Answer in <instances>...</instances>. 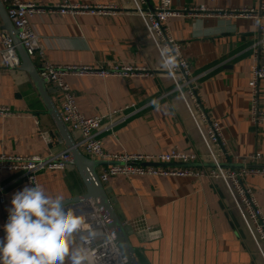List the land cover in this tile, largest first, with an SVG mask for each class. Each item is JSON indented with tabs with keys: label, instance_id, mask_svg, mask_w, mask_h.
Returning a JSON list of instances; mask_svg holds the SVG:
<instances>
[{
	"label": "crops",
	"instance_id": "0c3cea01",
	"mask_svg": "<svg viewBox=\"0 0 264 264\" xmlns=\"http://www.w3.org/2000/svg\"><path fill=\"white\" fill-rule=\"evenodd\" d=\"M46 9L59 0H22ZM70 3L112 6L111 13H59L46 10L28 18L39 36L46 58L55 64H79L95 69L118 66L142 67L143 74L71 75L66 82L75 93L78 109L85 116L107 115L117 109L120 118L98 137L115 153L157 154L173 148L203 153L204 148L161 60L146 37L141 19L130 9V0H68ZM4 7L5 0H1ZM153 5L154 0H147ZM176 9L205 6L209 9H259L264 0H171ZM258 20L224 19L216 15L171 17L166 25L182 45V54L197 77L196 92L209 117L222 128L227 167L261 154L264 166V122L256 125L250 115L248 82L253 65V42ZM264 25V20H261ZM2 21L0 19V27ZM1 47V45H0ZM35 65L36 60L32 58ZM258 108L264 110V81L259 83ZM54 101V100H53ZM59 110V103L54 101ZM0 155L45 157L66 149L45 103L29 74L20 69L0 70ZM72 139L76 135L70 132ZM204 165L208 163L202 162ZM201 162L188 167L198 168ZM179 168L182 165L167 164ZM38 185L51 196L62 195L65 203L84 193L75 166L36 173ZM264 215V176H247ZM28 187L18 171L0 170V239L3 215L13 195ZM105 190L123 223L143 218L161 231V237L142 243L124 227L141 264H262L237 214L228 205L223 187L207 178L184 176L116 175ZM70 264V260H66Z\"/></svg>",
	"mask_w": 264,
	"mask_h": 264
},
{
	"label": "built area",
	"instance_id": "2783aa9c",
	"mask_svg": "<svg viewBox=\"0 0 264 264\" xmlns=\"http://www.w3.org/2000/svg\"><path fill=\"white\" fill-rule=\"evenodd\" d=\"M7 16L17 31L20 45L26 54L36 60V69L43 79L44 85L52 100L59 103V113L69 131L76 135L75 145L86 157L106 161L108 164L96 167L99 181L105 189V185L112 176L116 175H149V176H184L194 178H207L213 184H220L226 195L228 205L237 214L247 236L249 237L256 256L264 264V215L257 203L256 197L246 182L247 176H264V166L260 165L261 154L251 153L242 157L238 162V168L227 167L223 163L222 155H226V140L219 123L209 117L196 92L197 77L192 74L188 60L182 54L183 45L175 40L169 33L166 22L171 17L187 15L190 17H202L216 15L220 18H251L259 23L255 30L253 42V65L248 82L250 91V115L254 124L264 122V110L258 108L259 83L264 81V7L259 9H209L203 5L176 9L172 7L171 0H154V4H148L147 0H130L131 11L137 15L145 29L146 37L151 47L160 57V50L168 46L179 53L178 67L169 73L162 68L170 78L173 91L177 92L183 102L198 137L204 148L203 153H187L175 148L157 154L143 153H115L104 149L99 133L112 126L123 116L122 109L112 111L107 115L109 122L103 125L102 116H85L76 105L75 93L66 82V77L71 75H118L143 74L146 70L142 67L118 66L110 69H95L87 65L79 64H55L50 62L44 53V47L40 43L39 36L33 31L28 18L34 13H43L46 10L59 13H111L112 6L86 5L70 3L68 0H59L56 7L46 9L33 2L22 0H5ZM262 1V0H260ZM0 70H14L19 67L20 59L17 54L16 44L10 33L0 27ZM53 101V102H54ZM9 110L0 108V113L6 114ZM193 162H201L198 168L187 165ZM208 163L209 165H204ZM71 164V156L68 149L48 156H10L0 155V170L18 171L25 177L28 187L38 184L36 173L40 170H61ZM167 164L182 165L179 168L167 167ZM4 201L0 193V203ZM78 214H84L88 222L99 233L98 237L87 245L93 264H126L119 253L117 246L103 219L98 205L91 198L78 200L66 204ZM8 214L3 215V226L6 224ZM123 227H128L132 235L142 242L153 241L161 237V231L144 223L143 218L124 221ZM3 230V227H2ZM4 233V231H3ZM5 235V233H4Z\"/></svg>",
	"mask_w": 264,
	"mask_h": 264
},
{
	"label": "clouds",
	"instance_id": "9594fccd",
	"mask_svg": "<svg viewBox=\"0 0 264 264\" xmlns=\"http://www.w3.org/2000/svg\"><path fill=\"white\" fill-rule=\"evenodd\" d=\"M259 23V21H257ZM161 67H178L179 53L163 46ZM0 239V264H93L87 245L99 233L84 214L66 207L62 195H48L40 185L16 192Z\"/></svg>",
	"mask_w": 264,
	"mask_h": 264
},
{
	"label": "water",
	"instance_id": "95a60500",
	"mask_svg": "<svg viewBox=\"0 0 264 264\" xmlns=\"http://www.w3.org/2000/svg\"><path fill=\"white\" fill-rule=\"evenodd\" d=\"M0 19L2 21V28L7 30L14 43L16 44L17 54L20 59V69L26 71L31 77L35 87L37 88L40 96L42 97L46 109L51 116L56 128L63 140L66 149L69 150L71 156V165L77 169L83 185L84 193L73 197L68 202H76L82 199L91 198L100 208L103 219L108 227V230L117 246L121 256L124 258L126 264H141L136 248L132 245L130 238L119 219L113 204L104 189L103 185L98 179L96 167L99 165H106V161L93 160L81 153L76 147L74 140L70 135L68 127L64 124L60 113L54 104L50 94L48 93L43 79L39 76L38 71L32 59L26 54L24 48L20 45L17 31L11 24L5 7L0 0Z\"/></svg>",
	"mask_w": 264,
	"mask_h": 264
}]
</instances>
